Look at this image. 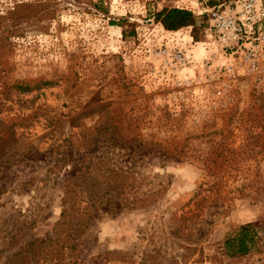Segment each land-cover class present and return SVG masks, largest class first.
I'll use <instances>...</instances> for the list:
<instances>
[{
    "label": "rangeland",
    "instance_id": "obj_1",
    "mask_svg": "<svg viewBox=\"0 0 264 264\" xmlns=\"http://www.w3.org/2000/svg\"><path fill=\"white\" fill-rule=\"evenodd\" d=\"M230 1L0 0V264L112 170L127 191L90 209L63 264H264L223 250L264 216V90L202 16ZM163 7L191 11L201 39L154 23Z\"/></svg>",
    "mask_w": 264,
    "mask_h": 264
},
{
    "label": "trees",
    "instance_id": "obj_2",
    "mask_svg": "<svg viewBox=\"0 0 264 264\" xmlns=\"http://www.w3.org/2000/svg\"><path fill=\"white\" fill-rule=\"evenodd\" d=\"M151 16L152 21L159 24L165 31L176 32L184 28H190L192 39L194 41L201 39L202 34L200 31L203 29V25L197 23V17L189 10L163 7L160 10L154 11ZM202 16L205 17V13ZM2 86L6 87V84L3 82ZM14 88L20 92L29 90L26 84L22 86L15 85ZM0 94H4V90L0 91ZM7 110L8 107L5 105V102L0 101V114ZM6 143L7 140L0 137V153H2ZM124 175V173L112 170L106 176L93 177L92 181L98 180L97 185H103L102 189H93L94 193L90 194L92 197L89 196V200L81 201L75 207L70 208V204H66L64 210L60 213V220L55 224L54 231L56 233H53L45 240H29L4 264H63V260L65 259L64 251L69 246V242L81 237L88 227L91 219L90 209L106 201L105 196L123 197L129 186V183H127L128 177ZM203 185L205 183H200L197 192L187 204L195 200L202 192L210 189V187L204 189ZM91 187H95V185ZM245 189L246 187L235 189L234 191L238 194L234 198H246L247 196H251L249 195L251 192L258 194L260 190H263L250 187L249 194L247 195L244 192ZM94 195H96V198H93ZM98 198H100L99 202L97 201ZM146 199H137L131 206L140 204ZM216 206L221 205L216 204ZM184 247L186 250L194 251L192 247ZM223 250L226 257H243L251 250L256 251L264 257V216L256 223L244 224L233 231L224 240Z\"/></svg>",
    "mask_w": 264,
    "mask_h": 264
},
{
    "label": "built area",
    "instance_id": "obj_3",
    "mask_svg": "<svg viewBox=\"0 0 264 264\" xmlns=\"http://www.w3.org/2000/svg\"><path fill=\"white\" fill-rule=\"evenodd\" d=\"M256 0H233L204 10L207 13L209 39L223 53L237 57L253 73L257 88L264 90V13Z\"/></svg>",
    "mask_w": 264,
    "mask_h": 264
}]
</instances>
